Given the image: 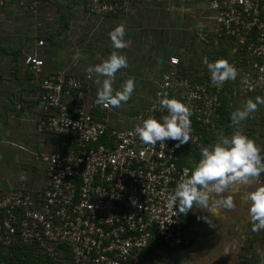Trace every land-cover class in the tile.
<instances>
[{
	"label": "built area",
	"instance_id": "2783aa9c",
	"mask_svg": "<svg viewBox=\"0 0 264 264\" xmlns=\"http://www.w3.org/2000/svg\"><path fill=\"white\" fill-rule=\"evenodd\" d=\"M10 1L0 0V10ZM76 1L99 16L132 5V0H12L32 14L40 5ZM209 9L215 32L258 59L249 86L264 97V0H211ZM24 64L38 70L44 60L35 53L27 55ZM179 65V56L169 59L148 104L128 127L112 125L115 109L96 104L89 76L63 70L42 80L39 131L64 142L39 156L45 170L42 188L22 184L0 192L1 245L38 247L53 260L67 248L73 264H142L152 244L169 251L189 243L183 214L168 206L175 185L191 173L181 165L183 145L177 147L173 140L144 144L134 131L144 118L166 114L158 104L164 93L191 109L188 146L202 148L201 132L219 125L226 80L213 84L207 71L202 82L193 83L179 73Z\"/></svg>",
	"mask_w": 264,
	"mask_h": 264
},
{
	"label": "crops",
	"instance_id": "0c3cea01",
	"mask_svg": "<svg viewBox=\"0 0 264 264\" xmlns=\"http://www.w3.org/2000/svg\"><path fill=\"white\" fill-rule=\"evenodd\" d=\"M161 1L132 0L127 11L107 16L91 14L82 1L40 5L36 14H32L11 0L0 10V192L19 188L22 184L30 189L42 188L45 170L39 156L63 145L61 138L39 131V92L42 80L50 73L65 70L89 76L90 94L96 99V74L86 69L99 64L96 60L100 56L107 58L117 51L126 57L127 67L117 70L113 88L118 90L119 85L132 78L136 91L128 101L139 98L147 101L138 108V113L148 104L169 59L187 49L189 40L185 42L182 36L179 41L178 31L189 34L197 28L200 30L193 33L203 39L207 38L204 34L214 33L213 21L202 25L213 20L209 9L211 0H174L171 8ZM177 3L191 5L192 9L188 6L180 9ZM185 15L194 19L193 24L198 21L200 25H192L186 19V26L182 24L181 17ZM118 25L125 29L127 46L122 49H114L108 35ZM39 40L44 41V46H38ZM35 53L44 60V66L38 70L24 64L25 57ZM145 85L152 86L148 94L138 91L137 86ZM116 110L110 118L112 125L131 126L135 114H118ZM166 251L152 244L144 252L142 264H162L164 257L159 253ZM180 251L182 249L167 252L181 257Z\"/></svg>",
	"mask_w": 264,
	"mask_h": 264
},
{
	"label": "clouds",
	"instance_id": "9594fccd",
	"mask_svg": "<svg viewBox=\"0 0 264 264\" xmlns=\"http://www.w3.org/2000/svg\"><path fill=\"white\" fill-rule=\"evenodd\" d=\"M108 35L114 49L127 46L124 38L125 29L122 25L116 26ZM126 67V57L113 51L102 62L90 65L86 69L87 72L96 74L97 105L119 107L122 102L129 100L135 88L132 78L124 81L118 90L113 88L117 70ZM206 67L213 84H222L237 75L235 67L222 58L208 62ZM261 103H264V98L260 96L254 101L247 100L242 109L231 113L232 123L238 124L246 119ZM158 104L161 110H166V114L159 118L150 115L134 128L141 142L152 145L159 142L165 145L166 140H173L177 142L175 145L177 147L188 142L191 132V109L175 97H169L167 93L158 99ZM262 172H264V156L251 138L239 130L231 137L218 136L213 144L200 149V158L191 169L190 175H187V178L181 177L168 196V206L175 208L179 214H187L195 209H206L209 205L210 193H222L234 183L247 185L251 178L257 177ZM247 200L252 231L264 230V185L248 192ZM216 205L228 209L234 207L231 196L217 200Z\"/></svg>",
	"mask_w": 264,
	"mask_h": 264
},
{
	"label": "rangeland",
	"instance_id": "374dc122",
	"mask_svg": "<svg viewBox=\"0 0 264 264\" xmlns=\"http://www.w3.org/2000/svg\"><path fill=\"white\" fill-rule=\"evenodd\" d=\"M159 1L160 0H158V2ZM164 2L165 0H162L160 3H163L165 7L171 8L174 0H168L167 3ZM185 6L192 9L191 5H180L179 3L176 5V7L180 9H184ZM190 14L189 12L188 16ZM188 16L185 15L181 17L182 24H184L186 19L192 25H200L198 21L193 24L194 19H188ZM212 21L214 22L212 31L215 32L216 25L214 20L205 21L202 25H207L208 23H212ZM184 25L186 26V24ZM196 30L199 31L200 29L194 28L189 34H186L184 31H178L176 37L179 41H181L183 36L185 42H187V39L189 42H193V32ZM192 33L193 35L191 36ZM204 35L209 38L213 33H211L210 36L207 34ZM248 56L252 58L251 54H248ZM81 57H84V55L82 54ZM104 59H106L105 56H100L96 61L102 62ZM236 69L237 75L233 79V81L236 79V82H234L236 92L233 94L234 96H231L230 100L232 102L230 105L232 113L238 109H242L247 100L252 99L254 101L256 98L253 95H248V91H245L244 87L247 84H251L250 80L253 77H251L252 73H246V68L240 65H238ZM120 86L121 85L117 88L119 89ZM137 87L139 88L138 91L140 90V92L147 94L150 93L152 89L150 85ZM134 91L136 90L134 89ZM146 103L147 101H145V99H133L122 102L119 108L115 109H117L116 112H118V114L127 112L129 116H132V114L134 115L137 113L141 105L144 106ZM126 104H129V106ZM248 121L250 125L252 124V126L249 125L251 129L264 132V103L258 104L256 110L249 114ZM232 128L233 127L230 129ZM242 130L243 132L245 131L244 128ZM259 142L264 149V140H260ZM256 145L260 148V145ZM17 177H20V175L18 174ZM260 185H264V172L262 176L258 175L257 177L251 178L250 183L247 185L234 183L222 193H210L209 205L206 209H195L188 212L191 220L192 244L180 251L179 256L181 257L173 256V254L167 251L159 253L160 256L164 257L162 264H263L264 230L252 231V224L248 215L249 201L247 200L248 192ZM228 196H231L233 199V208L228 209L216 205L217 200H221ZM205 217L208 219H204Z\"/></svg>",
	"mask_w": 264,
	"mask_h": 264
},
{
	"label": "trees",
	"instance_id": "16d2710c",
	"mask_svg": "<svg viewBox=\"0 0 264 264\" xmlns=\"http://www.w3.org/2000/svg\"><path fill=\"white\" fill-rule=\"evenodd\" d=\"M82 3L84 4V2ZM193 37L194 41L188 42L187 49L183 51L181 55H179L180 65L178 66L179 73L189 78L193 83L202 82L207 76L208 69L206 65L208 62H212L221 58L227 60L229 64L235 67V69L238 65H240L241 67L246 68V73H252L251 77L255 75V64L257 63L258 59L255 58L251 52L247 51L246 49L243 50V48L235 40L226 37L225 35L220 36L218 32H214L211 37L205 39H203L199 34L197 35V33H194ZM248 54H251L252 58H250ZM234 82H236V79L234 81L233 79L226 80L225 95L221 98L222 105L218 110V112L220 113V118L218 120L219 125L216 126V128L213 130H204L203 132H201L203 147L213 144L218 136L231 137L234 132H236L237 130H241L242 133L251 138L255 142V144L260 145V148L262 150V144H260L259 141L264 140V132H259L251 129L249 127L250 122L248 121V117L246 120L240 121L238 124H233L231 121L232 112L230 110V105L232 102L230 100L231 96L236 92V89L234 88ZM244 87L245 91H248V95H253L254 97H262L261 93L256 88H252L251 86H249V84ZM155 88L153 89V92ZM169 97H175L176 99H178L172 93L169 95ZM250 126H252V124ZM194 127H196L197 129L198 125L195 124ZM231 127L233 128L230 129ZM243 128L245 129L244 132L242 130ZM182 145L184 150L181 154V165L187 166L191 171V169L194 167V164L200 158L201 148L188 146L187 143H184ZM261 155L264 156V149L262 150ZM262 174L263 172L260 175L262 176ZM183 216L184 237L186 239H189V243L182 247L169 251H176L189 247L193 242L190 217L188 213L183 214ZM0 264L73 263L71 252L67 248L62 249L60 256L53 260L46 254L42 253L38 247L21 246L20 244H14L11 247H4L0 244Z\"/></svg>",
	"mask_w": 264,
	"mask_h": 264
}]
</instances>
